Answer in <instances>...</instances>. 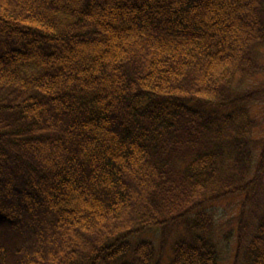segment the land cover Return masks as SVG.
Segmentation results:
<instances>
[{"label":"trees","instance_id":"16d2710c","mask_svg":"<svg viewBox=\"0 0 264 264\" xmlns=\"http://www.w3.org/2000/svg\"><path fill=\"white\" fill-rule=\"evenodd\" d=\"M262 48L264 0H0V264H264Z\"/></svg>","mask_w":264,"mask_h":264},{"label":"rangeland","instance_id":"374dc122","mask_svg":"<svg viewBox=\"0 0 264 264\" xmlns=\"http://www.w3.org/2000/svg\"><path fill=\"white\" fill-rule=\"evenodd\" d=\"M257 59L258 62L261 64V66L264 68V48L260 51V54L257 53ZM264 83V74L255 78V79H247V80H240L238 79L236 82L235 88L239 90L240 93H244V91H247L249 89H252L258 85H261ZM263 113H264V102H259L257 105H253L251 108V115L254 117V119L257 122V127L255 129L254 135L256 138H262L264 136V123H263ZM239 200L238 198H229L225 200V203L220 204V212H221V218L219 219L220 222L218 225H220L221 222H224L225 225L231 226L232 228L238 230V217H239V210L235 209V204ZM226 209V211L223 212V210ZM225 232V230H224ZM167 238V242L165 247L162 249L161 247H158V253L162 260L161 264H169L172 258V242H174V238L179 236V234L176 233H170L166 234L162 229L153 230L149 234H145L142 236H139L134 239V241L138 240H149L152 239L155 245H159L160 240L162 237ZM219 236H222V231H219ZM235 238L232 236L228 241L221 239L219 242V247L221 249V264H233L235 259V254L237 252L235 245L236 242H234ZM226 241V242H225ZM227 243V244H223Z\"/></svg>","mask_w":264,"mask_h":264}]
</instances>
